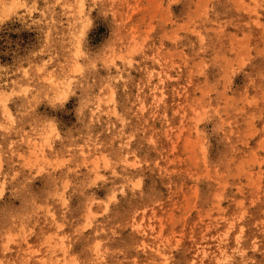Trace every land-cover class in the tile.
Returning <instances> with one entry per match:
<instances>
[{
    "label": "rangeland",
    "instance_id": "374dc122",
    "mask_svg": "<svg viewBox=\"0 0 264 264\" xmlns=\"http://www.w3.org/2000/svg\"><path fill=\"white\" fill-rule=\"evenodd\" d=\"M0 264H264V0H0Z\"/></svg>",
    "mask_w": 264,
    "mask_h": 264
}]
</instances>
